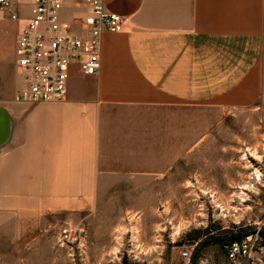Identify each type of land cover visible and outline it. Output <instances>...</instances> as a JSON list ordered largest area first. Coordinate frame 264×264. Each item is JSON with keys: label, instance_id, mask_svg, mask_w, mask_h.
<instances>
[{"label": "crops", "instance_id": "0c3cea01", "mask_svg": "<svg viewBox=\"0 0 264 264\" xmlns=\"http://www.w3.org/2000/svg\"><path fill=\"white\" fill-rule=\"evenodd\" d=\"M103 3L124 17L123 29L101 36L98 70L74 69L60 102H16L23 75L16 55L0 54V109L9 122L0 145V243L9 248L41 241L58 214L81 226L102 197L146 182L147 173L120 166L131 152L130 120L183 106L248 109L264 90V0Z\"/></svg>", "mask_w": 264, "mask_h": 264}, {"label": "rangeland", "instance_id": "374dc122", "mask_svg": "<svg viewBox=\"0 0 264 264\" xmlns=\"http://www.w3.org/2000/svg\"><path fill=\"white\" fill-rule=\"evenodd\" d=\"M16 30V22L0 20L7 60L15 55ZM146 114L127 123L132 153L120 164L128 175L147 173L146 182L102 197L81 226L58 214L41 241L0 243V264H230L229 242L264 220V90L248 109ZM119 143L125 160L126 141Z\"/></svg>", "mask_w": 264, "mask_h": 264}, {"label": "built area", "instance_id": "2783aa9c", "mask_svg": "<svg viewBox=\"0 0 264 264\" xmlns=\"http://www.w3.org/2000/svg\"><path fill=\"white\" fill-rule=\"evenodd\" d=\"M0 20L18 25L15 55L24 87L14 99L29 104L62 101L74 69L95 74L101 36L124 26V17L107 10L103 0H0ZM61 234L67 239L69 231ZM225 255L230 264H264V220L229 243Z\"/></svg>", "mask_w": 264, "mask_h": 264}, {"label": "water", "instance_id": "95a60500", "mask_svg": "<svg viewBox=\"0 0 264 264\" xmlns=\"http://www.w3.org/2000/svg\"><path fill=\"white\" fill-rule=\"evenodd\" d=\"M9 136V122L6 114L0 109V145L4 144ZM194 256L192 261L194 262Z\"/></svg>", "mask_w": 264, "mask_h": 264}, {"label": "trees", "instance_id": "16d2710c", "mask_svg": "<svg viewBox=\"0 0 264 264\" xmlns=\"http://www.w3.org/2000/svg\"><path fill=\"white\" fill-rule=\"evenodd\" d=\"M243 237H237V238H233L229 243H232V242H234V241H239V240H241Z\"/></svg>", "mask_w": 264, "mask_h": 264}]
</instances>
